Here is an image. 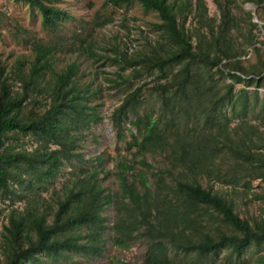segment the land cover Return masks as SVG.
Instances as JSON below:
<instances>
[{"label": "trees", "instance_id": "16d2710c", "mask_svg": "<svg viewBox=\"0 0 264 264\" xmlns=\"http://www.w3.org/2000/svg\"><path fill=\"white\" fill-rule=\"evenodd\" d=\"M15 1L36 8L52 36L31 39L28 55L0 61V200L9 204L0 264H56L70 252L98 257L106 240L124 247L135 238L146 242L141 264H216L220 253L218 264L242 263L244 256L264 264V207L263 214L246 215L232 193L239 185L245 197L250 180L264 181V93L257 92L264 88V63L250 12L238 16L237 0H211L217 18L203 0H135L156 13L150 23L155 37L131 52L112 44L102 55L89 33L57 36L68 16L50 0ZM106 1L121 6L131 0ZM243 1L256 6L261 20L264 0ZM245 45L255 62L244 58ZM58 53L75 56L58 66ZM80 55L113 64L108 88L126 87L109 118L118 140L128 114L135 133L128 130L126 153L111 171L102 153L85 160L76 151L81 130L98 119L90 102L100 89L79 81ZM144 73L152 77L141 79ZM133 79L139 82L134 87ZM240 82L256 89L234 91ZM144 89L157 102L154 114L137 112ZM147 153L162 154V166L153 170ZM74 157L81 165L70 163L66 182L46 201L47 184ZM108 172L116 191L102 185ZM251 199L264 204L261 190ZM110 205L115 216L106 236L103 211Z\"/></svg>", "mask_w": 264, "mask_h": 264}, {"label": "rangeland", "instance_id": "374dc122", "mask_svg": "<svg viewBox=\"0 0 264 264\" xmlns=\"http://www.w3.org/2000/svg\"><path fill=\"white\" fill-rule=\"evenodd\" d=\"M194 4L195 0H188ZM206 6L207 14L215 18L218 17V11L216 10L211 0H203ZM51 3L64 9L68 18H65L61 22V26L58 27L57 36L63 40L69 37L73 32L80 34L89 33L90 40L94 44V49L97 53L102 55H109L110 52L105 48H108L112 44H116L118 47L125 48L127 52H131L134 49H138L146 38H154L155 31L150 28L151 22L158 20L154 11H144L141 5L135 0H131L128 3L121 4V6L112 5L106 0H50ZM238 10L235 8L234 12L242 19L245 18L244 11H248L251 14V21L253 16H256V6L247 1L237 0ZM262 19H257L256 26L252 29L253 37L257 39V46L259 47V58L264 63V15ZM246 19V18H245ZM188 20V19H187ZM245 28V23L242 24ZM236 41H240V36L236 35V32H232ZM52 33L40 25V15L36 8L28 6L23 1L15 0H0V61L4 63H10L18 53L28 55L30 47L28 42L31 39L41 38L46 40L51 37ZM61 39V41H63ZM251 46L245 45L244 50L246 55L245 59L253 63L258 58L256 53H253ZM75 54L70 55L68 53L56 54L57 65L60 66L69 59H73ZM78 62V68L81 72L79 78L80 82L88 83L89 87H100L99 92L96 93V97L92 98L90 103L96 105V114L98 119L96 122L91 123L87 128L81 130V135L78 137V151L83 159L89 160L99 153H102L104 159L103 165L106 170H113V164L115 159L120 155L126 153L125 144L129 140V131L135 133V128L131 126L130 120L133 119L131 114H128L123 121L124 139L118 140L115 137V131L112 128L110 121V114L113 108L120 102L124 95L125 85L121 87L108 88L110 83L105 81V78L113 77L114 66L108 61L105 64L102 63V59L94 60L86 58L84 55L75 58ZM155 74V71L152 72ZM144 73L141 79L147 80L152 77ZM227 82L228 80L225 79ZM131 85L134 87L139 82L137 79L131 80ZM153 81H149L145 86L148 89ZM244 86L248 94H250L255 88L254 85H245L244 82L235 84L234 91ZM143 90L144 101L138 108L137 112L142 114L149 112L154 114L157 109V102L154 96H149L147 90ZM258 95L262 96L264 88L259 87L257 89ZM145 160L149 162L153 167V170L157 166H162L164 158L159 153H147ZM70 163L72 165H81L77 162V158H69L68 161L63 162L56 175H54L52 181L47 184V191L42 192L45 200L49 199V192L53 188L57 190L64 182H66L69 176ZM147 180L151 183V177L146 172ZM202 183L204 180L201 181ZM250 187L247 190V196L242 197L240 195L242 188L236 186L234 192L236 201L239 204L241 211L246 215L258 216L262 213L264 207L263 202L260 199H250V193L261 190L264 194V181L253 179L250 180ZM204 184V183H203ZM102 185L113 191L117 190L116 180L111 172H108L102 180ZM218 187V184H214V188ZM225 187V186H224ZM223 187V188H224ZM228 189V188H227ZM17 206H21V203H16ZM9 206L7 200H0V231L1 224L5 221L4 215ZM105 217L106 229L105 235H111V224L114 220L115 211L110 205L103 211ZM146 249V242L142 238H135L129 241L126 246L118 247L113 245L110 240H106L101 255L98 257H92L82 254L80 252H70L64 258H60L56 264H141L143 254ZM170 254L172 252L170 251ZM222 253L219 254L220 258L216 262H220ZM244 256L245 259L242 263L238 264H252V257ZM222 262V261H221ZM54 264V263H51Z\"/></svg>", "mask_w": 264, "mask_h": 264}, {"label": "water", "instance_id": "95a60500", "mask_svg": "<svg viewBox=\"0 0 264 264\" xmlns=\"http://www.w3.org/2000/svg\"><path fill=\"white\" fill-rule=\"evenodd\" d=\"M254 22L257 21V17L256 16H253V19H252Z\"/></svg>", "mask_w": 264, "mask_h": 264}]
</instances>
